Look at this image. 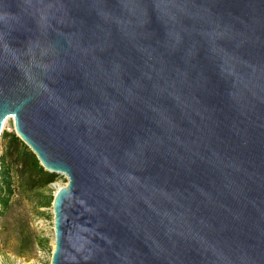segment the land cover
I'll return each mask as SVG.
<instances>
[{
  "label": "water",
  "instance_id": "95a60500",
  "mask_svg": "<svg viewBox=\"0 0 264 264\" xmlns=\"http://www.w3.org/2000/svg\"><path fill=\"white\" fill-rule=\"evenodd\" d=\"M9 119L50 264H264V0H0Z\"/></svg>",
  "mask_w": 264,
  "mask_h": 264
},
{
  "label": "rangeland",
  "instance_id": "374dc122",
  "mask_svg": "<svg viewBox=\"0 0 264 264\" xmlns=\"http://www.w3.org/2000/svg\"><path fill=\"white\" fill-rule=\"evenodd\" d=\"M3 132L15 134L13 120L9 119L4 125ZM2 138V137H1ZM10 169L15 187V197L5 214H0V264H50L55 240L53 226L52 202L48 207H38L30 199H24L19 195L18 181L16 179V166L12 157H6V146L0 141V177L4 169ZM67 179L59 175L57 181L48 188L41 191V197L52 196L60 187L67 184ZM2 180L0 179V188ZM19 230L27 235V249L25 257L21 258L15 254L18 245ZM38 239L47 240L45 248H40L35 243Z\"/></svg>",
  "mask_w": 264,
  "mask_h": 264
},
{
  "label": "trees",
  "instance_id": "16d2710c",
  "mask_svg": "<svg viewBox=\"0 0 264 264\" xmlns=\"http://www.w3.org/2000/svg\"><path fill=\"white\" fill-rule=\"evenodd\" d=\"M1 139L6 146V157H12L13 161H15L19 195L33 202L37 200L39 208L50 206L53 197H41L39 193L55 183L59 175L45 171L39 164L36 156L14 133L3 132ZM0 179L2 180L0 188V214H5L16 195L11 170L8 168L4 169ZM27 242V235L22 230H19L18 245L15 250V254L18 257H25ZM35 243L38 247L45 248L47 240L38 239Z\"/></svg>",
  "mask_w": 264,
  "mask_h": 264
},
{
  "label": "bare ground",
  "instance_id": "6f19581e",
  "mask_svg": "<svg viewBox=\"0 0 264 264\" xmlns=\"http://www.w3.org/2000/svg\"><path fill=\"white\" fill-rule=\"evenodd\" d=\"M53 246H54V244H53Z\"/></svg>",
  "mask_w": 264,
  "mask_h": 264
}]
</instances>
